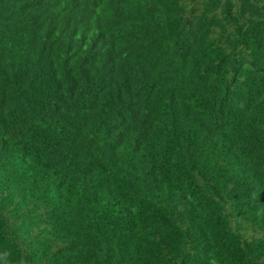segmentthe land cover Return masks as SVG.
<instances>
[{"label":"trees","instance_id":"trees-1","mask_svg":"<svg viewBox=\"0 0 264 264\" xmlns=\"http://www.w3.org/2000/svg\"><path fill=\"white\" fill-rule=\"evenodd\" d=\"M0 264H264V0H0Z\"/></svg>","mask_w":264,"mask_h":264}]
</instances>
